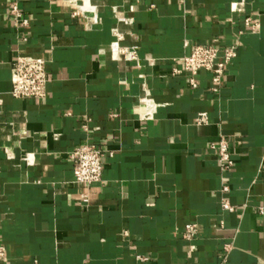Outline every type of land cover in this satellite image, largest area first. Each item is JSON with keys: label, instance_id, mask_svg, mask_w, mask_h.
<instances>
[{"label": "crops", "instance_id": "crops-1", "mask_svg": "<svg viewBox=\"0 0 264 264\" xmlns=\"http://www.w3.org/2000/svg\"><path fill=\"white\" fill-rule=\"evenodd\" d=\"M89 1L100 19L90 27L73 15L80 0H0V264H264V0ZM11 2L27 27L15 30ZM209 44L237 45L217 94L209 72L196 89L172 73ZM17 55L46 61L43 100L10 95ZM220 139L226 172L211 149ZM85 143L112 153L87 189L67 158Z\"/></svg>", "mask_w": 264, "mask_h": 264}, {"label": "built area", "instance_id": "built-area-1", "mask_svg": "<svg viewBox=\"0 0 264 264\" xmlns=\"http://www.w3.org/2000/svg\"><path fill=\"white\" fill-rule=\"evenodd\" d=\"M87 1V4L85 3ZM232 8L238 10L237 4ZM8 15L14 23L15 30L28 26V18L20 9L18 3L11 2L8 8ZM74 16H81L85 19L87 26L96 25L100 19L97 15V7L92 5L89 0H80V4L75 6ZM245 25H250V20H245ZM112 49L122 55L126 61H137V51L135 47L120 48L117 43L111 45ZM237 45L221 47L217 44L195 45L191 48L190 53L182 59L181 67L173 69L174 75L186 74L187 83L190 89L197 88L196 76L199 72L205 71L211 74V88L213 94L219 92L222 81L225 77L227 66L236 57ZM103 53V51H100ZM10 95L15 99H31L40 101L46 97V86L48 83L46 61L42 58L17 55L10 69ZM144 97L137 102L141 110L138 119L142 122L153 121L156 113V105L150 96V91L145 83H142ZM205 120L204 114L199 117V122ZM58 135H54L57 139ZM211 149L216 151L217 162L221 172L228 171L232 166V160L229 155V145L225 139H220ZM111 157L112 153L91 143L80 144L74 147L68 154L67 158L73 166V184L77 187L89 188L91 185L100 183L103 175V159ZM27 164H31L28 158L25 159ZM229 189L222 186L221 208L225 211H231L225 195ZM80 201L84 204L88 202V195L82 193ZM259 215L264 218V209L260 208ZM221 225V223H220ZM197 232L195 224H187L183 228L182 237L186 241H191ZM5 248L0 245V261L5 258ZM139 261H146V258L137 256Z\"/></svg>", "mask_w": 264, "mask_h": 264}]
</instances>
